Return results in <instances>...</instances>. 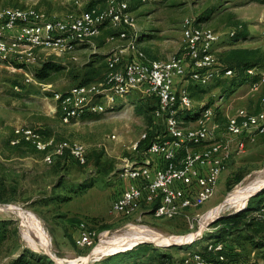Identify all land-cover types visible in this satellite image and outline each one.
<instances>
[{
  "label": "rangeland",
  "instance_id": "374dc122",
  "mask_svg": "<svg viewBox=\"0 0 264 264\" xmlns=\"http://www.w3.org/2000/svg\"><path fill=\"white\" fill-rule=\"evenodd\" d=\"M91 6L102 5L85 3L77 7L74 0H0V9L33 7L59 18ZM130 7L139 36L138 47L150 58L167 59L181 51L182 22L188 18L222 37L225 46H219V52L231 45L254 46L264 51V0H136ZM236 23L245 24V38H238L237 34L229 36ZM114 33L106 26L101 34L71 55L35 50L34 63L19 64L13 57L0 60V179L7 187L5 196L9 198L4 204L11 207L9 210L4 206L0 219L13 221L18 231V238L0 253V264H14L22 256L30 264H106L115 257L114 264H180L186 254L202 252L209 241L224 238L230 243L232 238L222 232V219L246 213L247 221L259 223L254 209L264 200V186L246 199H233V196L238 190L264 181L262 135L246 138L242 147H233L215 193L204 204L171 220L153 218L145 212L144 205L129 216L110 213L113 199L125 185L121 178L124 166L146 156V147L134 150L133 146L156 121L153 118L149 121L145 112L154 103L134 92L113 112L87 114L64 125L52 94L78 85L89 68L99 69L101 73L95 81L101 78L106 71L107 56L115 46L125 45L115 39L106 41ZM48 61L64 70L49 82L35 80L24 84L26 74L34 73L41 63ZM182 85L196 92L193 97L196 108L199 102L213 107L215 119L221 125L241 108L252 110L249 102L255 104L258 99V94L251 98L248 84L241 86L229 79L215 80L202 87L188 80ZM197 113L198 110H193L192 116ZM16 127L44 130V139L55 143L66 140L81 143L87 151V163L79 165L68 156L48 164L41 153L29 146L13 148L9 143ZM218 208L221 210L217 213ZM29 215L36 218L49 239L48 250L26 241L23 230L29 228ZM203 216H206L204 220ZM209 216L216 218L205 228ZM81 223L98 236L91 248H78L74 244ZM30 234L35 238L33 231ZM137 234L163 236L164 240L140 242L131 237ZM177 237L195 240L192 244L189 239L178 244L167 242ZM253 241L256 247L249 241H240V259L264 264V233ZM144 247L148 250L141 251ZM162 255L168 260L161 259Z\"/></svg>",
  "mask_w": 264,
  "mask_h": 264
},
{
  "label": "built area",
  "instance_id": "2783aa9c",
  "mask_svg": "<svg viewBox=\"0 0 264 264\" xmlns=\"http://www.w3.org/2000/svg\"><path fill=\"white\" fill-rule=\"evenodd\" d=\"M85 3H102L104 7L94 6L62 18L33 7L0 9V60L13 57L17 63L27 65L35 62V50L71 55L104 27L112 28L125 45L107 56L102 80L54 92L56 112L61 123L67 125L87 114L113 112L134 92L155 102L153 117L159 130L145 146L146 156L124 166L121 178L130 183L115 196L110 213L129 216L144 205L145 212L155 219H174L212 197L234 146L242 147L246 138L264 134V96L260 98L259 111L240 109L219 124L213 107L199 102L196 108L187 87L182 85L188 80L202 87L233 76L232 70L218 63L217 48L225 42L217 32L196 24L193 18L185 19L181 28L182 52L167 59H151L138 47L139 36L128 0H74L77 7ZM229 36L233 37L234 31ZM246 75L252 92L264 86V70L249 69ZM34 81L32 74L25 75L24 84ZM193 110H198L194 116ZM147 137L148 133L142 134L133 149H139ZM20 144L42 153L48 164L65 154L79 165L87 163L84 145L69 140L55 143L44 139L39 129L14 128L10 145ZM7 205L0 203V211ZM254 213L264 225V204ZM96 237L81 223L74 244L91 248ZM229 249L240 253L236 246L229 248L224 242L212 240L205 244L204 254L193 251L180 264H255L254 260L232 257Z\"/></svg>",
  "mask_w": 264,
  "mask_h": 264
},
{
  "label": "trees",
  "instance_id": "16d2710c",
  "mask_svg": "<svg viewBox=\"0 0 264 264\" xmlns=\"http://www.w3.org/2000/svg\"><path fill=\"white\" fill-rule=\"evenodd\" d=\"M129 5H134L136 3V0H130L128 1ZM93 4V3H92ZM99 4V3H95ZM104 7V4L100 3ZM94 7V6H91ZM90 7V8H91ZM131 11V7L129 8ZM196 24L200 25L199 22L196 20ZM234 31V36L236 35L238 38L243 37L246 35V27L245 24L242 23H236V27ZM225 45H221V47H224ZM144 52V51H143ZM145 53V52H144ZM146 54V53H145ZM216 56L218 58V63L220 66L224 67L225 69L232 70L233 76L229 78V80H232L233 82L237 83L238 85H243L247 83L249 80L246 71L249 69L257 68L264 70V51H262L260 48H240V47H234L233 45L229 46V48L222 49V51H217ZM150 58V57H149ZM155 59V58H151ZM64 70V67L61 65H58L53 62H43L40 64V67L37 68L32 75L34 76L35 80L38 82L46 83L51 81L53 76H56L60 74ZM99 69L95 68H89L86 69L84 72V75L82 79L80 80L78 85H89L95 82H98L102 80L104 74L101 78L97 79L95 81V78H97L100 75ZM220 81H226L228 79H219ZM18 87V86H16ZM19 88V87H18ZM188 89V88H187ZM190 97L193 99V97H196V92L190 91ZM152 101V100H151ZM153 102V101H152ZM154 105H148L146 108L147 118L149 121L153 118L155 121L153 114L156 109V103L153 102ZM208 106V105H207ZM155 122H152L150 128L148 129V137L147 140L144 142H140L139 149L142 147H145L148 143V141L153 137V134L155 130H159L158 127L156 128ZM159 128H162L159 126ZM39 132L43 137L46 136V133L44 130L39 129ZM264 136V134H261ZM10 144V143H9ZM23 146H28L26 144H20L17 146H12L13 148H20ZM30 147V146H29ZM33 149V148H32ZM34 150V149H33ZM35 151V150H34ZM42 154V153H41ZM43 155V154H42ZM69 155L65 154L62 157L55 158V159H66ZM7 187L5 186L4 182L0 179V203H8L9 198H7L6 195ZM261 204H264V200L261 201ZM260 204V205H261ZM259 205V206H260ZM258 208V207H257ZM247 214H238L235 216H230L227 218H224L221 220V223L223 224L222 232L225 233L228 237L232 238L230 240V243L228 244L224 238H221L218 241L224 242L227 244L229 248L233 246H238L240 241L243 239L244 241H249L256 247L257 245L253 243L254 238L258 236L261 233H264V225L260 223H252L250 221H247L246 219ZM220 222V221H219ZM242 233H246V235H242ZM236 234V235H235ZM238 234V235H237ZM18 231L16 226L14 225L13 221L6 220V219H0V253L2 250H4L5 246L10 243L13 239L18 238ZM148 247H144V249H141V251H147ZM233 249H229V253L232 257H239L240 253H235L232 251ZM203 254L205 252V247L203 248ZM139 254V253H138ZM161 259H167L168 257L166 255H162ZM112 260V259H111ZM21 261H25V263L30 264L31 262L26 260L24 256H22L20 259H17V261L14 264H20ZM117 262V257L113 259V261L107 262L106 264H114ZM161 263L163 261H160Z\"/></svg>",
  "mask_w": 264,
  "mask_h": 264
},
{
  "label": "bare ground",
  "instance_id": "6f19581e",
  "mask_svg": "<svg viewBox=\"0 0 264 264\" xmlns=\"http://www.w3.org/2000/svg\"><path fill=\"white\" fill-rule=\"evenodd\" d=\"M256 182V181H255ZM262 186H264V181H262V182H260V181H258V182H256V183H254V184H252V185H250L249 187H247V188H244V189H241V190H238L237 192H236V194H234V196H233V199H235V198H243V199H246L249 195H251L253 192H255L256 190H258V189H260ZM227 200V199H226ZM234 201H232V203H233ZM227 203H229V201H227ZM231 203V202H230ZM228 205V204H227ZM223 206V205H222ZM225 206V205H224ZM5 208H7V209H9L10 210V206H5ZM219 210H221V208H218L216 211H217V213L219 212ZM214 212V211H213ZM212 215V214H211ZM206 216H203V218H202V220H204V218H205ZM28 223H29V228L27 227V228H25V230H23L24 231V237H25V239H26V241L28 242V243H30L32 246H34V247H39V248H41V249H44V250H48L49 249V239L47 238V236H46V234H45V232L43 231V229H42V227H41V225L38 223V221L36 220V218H34V216L33 215H29L28 217ZM214 218H216L215 216H209L208 218H207V220H206V222H205V225L207 224L208 225V223L210 222V221H212V220H214ZM201 222V221H200ZM27 223V222H26ZM204 225V226H205ZM207 225L205 226V228L207 227ZM202 228H203V226H202ZM30 231H33V233H34V235H35V238H33V236L30 234ZM192 236V235H191ZM132 238H134L135 240H139L140 242H142V241H147V240H155V241H157V242H159L160 243V241L161 240H164V238H163V236H153V235H133V236H131ZM130 237V238H131ZM188 237V236H187ZM187 237H177V238H171L170 239V241H167L168 243H171V242H174V243H182L183 241L185 242H187L188 241V239L191 241L192 239H191V237L190 238H187ZM125 239V238H124ZM134 239H132V240H134ZM131 240V241H132ZM117 241H121V239H119V240H117ZM131 241H130V243H131ZM189 241V242H190ZM110 243V242H109ZM101 245H103V244H101ZM100 245V246H101ZM131 245V244H130ZM128 249H129V247H128ZM50 251V250H49Z\"/></svg>",
  "mask_w": 264,
  "mask_h": 264
},
{
  "label": "crops",
  "instance_id": "0c3cea01",
  "mask_svg": "<svg viewBox=\"0 0 264 264\" xmlns=\"http://www.w3.org/2000/svg\"><path fill=\"white\" fill-rule=\"evenodd\" d=\"M100 4V3H99ZM104 28H106V27H104ZM103 28V29H104ZM102 29V30H103ZM102 30H100V34H101V32H102ZM246 33H247V30H246ZM245 36V35H244ZM241 37L242 39L243 38H245V37ZM111 37H114V39L116 40V42H122V41H120L119 39H117V36H116V33H114L113 35H111ZM111 37H109V38H107L106 39V41H109L110 39H112ZM113 40V39H112ZM118 47V46H117ZM116 48V46L114 47V49ZM219 48V47H218ZM240 48H259V47H244V46H242V47H240ZM80 49V47H78L77 49H76V51H78ZM262 50V49H261ZM182 51H178V53L180 54ZM245 84H248L249 85V80L247 81V83H245ZM245 84H243V85H245ZM242 86V85H241ZM250 86V85H249ZM258 94V99H257V101H256V103L254 104V103H252V101H250L249 102V106L250 107H252V110H248V109H245V108H241V109H245V110H247V111H249V112H257V111H259V109H260V104H259V102H260V98H261V96H264V86H262L261 88H260V90L259 91H257V92H252V97L251 98H253V97H255V95H257ZM233 116V115H232ZM124 183H125V185L122 187V189H124V188H126L127 187V185L130 183V181L128 180V179H124ZM121 189V190H122ZM121 192V191H120ZM119 193V192H118ZM237 248H239L238 246H236Z\"/></svg>",
  "mask_w": 264,
  "mask_h": 264
},
{
  "label": "water",
  "instance_id": "95a60500",
  "mask_svg": "<svg viewBox=\"0 0 264 264\" xmlns=\"http://www.w3.org/2000/svg\"><path fill=\"white\" fill-rule=\"evenodd\" d=\"M174 244V243H173Z\"/></svg>",
  "mask_w": 264,
  "mask_h": 264
}]
</instances>
